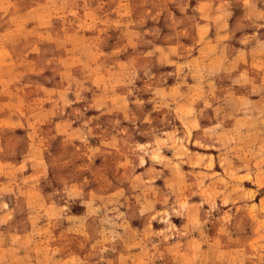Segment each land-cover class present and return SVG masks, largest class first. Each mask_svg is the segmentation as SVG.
<instances>
[{"label":"rangeland","instance_id":"374dc122","mask_svg":"<svg viewBox=\"0 0 264 264\" xmlns=\"http://www.w3.org/2000/svg\"><path fill=\"white\" fill-rule=\"evenodd\" d=\"M0 264H264V0H0Z\"/></svg>","mask_w":264,"mask_h":264},{"label":"crops","instance_id":"0c3cea01","mask_svg":"<svg viewBox=\"0 0 264 264\" xmlns=\"http://www.w3.org/2000/svg\"><path fill=\"white\" fill-rule=\"evenodd\" d=\"M198 139H200V141L203 140L199 134H198Z\"/></svg>","mask_w":264,"mask_h":264}]
</instances>
